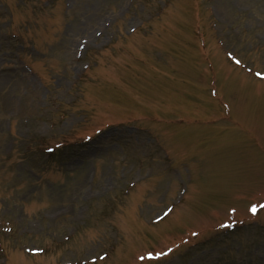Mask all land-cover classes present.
I'll return each mask as SVG.
<instances>
[{"label":"rangeland","instance_id":"obj_1","mask_svg":"<svg viewBox=\"0 0 264 264\" xmlns=\"http://www.w3.org/2000/svg\"><path fill=\"white\" fill-rule=\"evenodd\" d=\"M261 74L264 0H0V264H264Z\"/></svg>","mask_w":264,"mask_h":264},{"label":"snow or ice","instance_id":"obj_2","mask_svg":"<svg viewBox=\"0 0 264 264\" xmlns=\"http://www.w3.org/2000/svg\"><path fill=\"white\" fill-rule=\"evenodd\" d=\"M237 63H238V61H237Z\"/></svg>","mask_w":264,"mask_h":264}]
</instances>
